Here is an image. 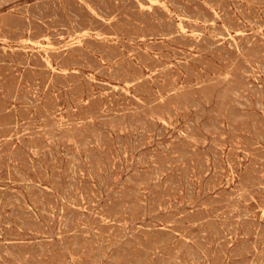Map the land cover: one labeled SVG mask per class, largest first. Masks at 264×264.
<instances>
[{"label": "rangeland", "instance_id": "374dc122", "mask_svg": "<svg viewBox=\"0 0 264 264\" xmlns=\"http://www.w3.org/2000/svg\"><path fill=\"white\" fill-rule=\"evenodd\" d=\"M0 264H264V0H0Z\"/></svg>", "mask_w": 264, "mask_h": 264}]
</instances>
